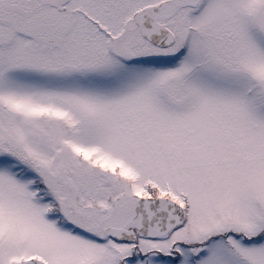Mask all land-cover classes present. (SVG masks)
<instances>
[{
    "label": "snow or ice",
    "instance_id": "obj_1",
    "mask_svg": "<svg viewBox=\"0 0 264 264\" xmlns=\"http://www.w3.org/2000/svg\"><path fill=\"white\" fill-rule=\"evenodd\" d=\"M0 264H264V0H0Z\"/></svg>",
    "mask_w": 264,
    "mask_h": 264
}]
</instances>
